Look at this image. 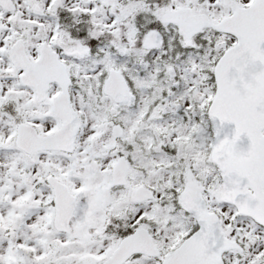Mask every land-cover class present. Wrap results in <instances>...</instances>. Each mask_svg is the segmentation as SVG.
<instances>
[{"label": "snow or ice", "instance_id": "snow-or-ice-1", "mask_svg": "<svg viewBox=\"0 0 264 264\" xmlns=\"http://www.w3.org/2000/svg\"><path fill=\"white\" fill-rule=\"evenodd\" d=\"M0 264H264V0H0Z\"/></svg>", "mask_w": 264, "mask_h": 264}]
</instances>
